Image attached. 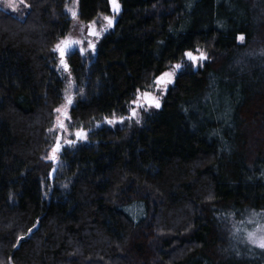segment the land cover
Masks as SVG:
<instances>
[{
    "label": "trees",
    "instance_id": "1",
    "mask_svg": "<svg viewBox=\"0 0 264 264\" xmlns=\"http://www.w3.org/2000/svg\"><path fill=\"white\" fill-rule=\"evenodd\" d=\"M25 2L0 6V264H264L247 238L264 235V0H118L115 16L79 0L99 35L68 71L53 49L69 0ZM176 64L161 107L129 123ZM71 79L88 139L50 161Z\"/></svg>",
    "mask_w": 264,
    "mask_h": 264
},
{
    "label": "snow or ice",
    "instance_id": "2",
    "mask_svg": "<svg viewBox=\"0 0 264 264\" xmlns=\"http://www.w3.org/2000/svg\"><path fill=\"white\" fill-rule=\"evenodd\" d=\"M18 4H23L24 7H29V5H27L25 0H15L14 3H9L8 7L12 8L13 11H15ZM111 4H112L113 11L118 12L119 7H120L118 0H111ZM68 11L71 13V16L73 19L77 18L76 11H74L71 8L68 9ZM104 21L106 22V26H108V27H110L113 23L112 18H110L108 16L104 17ZM88 28H89V33H88L89 36H98L99 35V31H97L96 27H95V21L91 22L88 25ZM238 39L243 41L244 37L241 35L238 37ZM79 44H81V41L62 39L59 43H57V45L53 49L54 52L58 53L60 64H61V66H63V68L65 70H67L69 67L67 62H66V59H65L66 55H68L70 53V50L73 48L74 45H79ZM88 46L94 48V44H92L91 41H88ZM79 50L81 53H83V51H84L83 47H81ZM194 51L196 54H194L193 51H187L184 53V56L186 57L187 61H189L192 65H197L198 63H202V61L207 59L206 53H204L200 49H195ZM180 67H181L180 64H176L172 67V69L170 71L161 73V75H159L152 82L153 83V89H154L153 91L150 92L147 89H145L143 92H140V90H137L136 97L132 101V105H134V107H132L130 109L132 117L138 116L137 108H143L146 111L149 107H153V106L156 108L160 107L159 98L156 96L155 93L160 92V91H166L167 85L171 84L173 82L175 71L177 69H179ZM65 98L67 100L68 105H71V103H72L71 95H67ZM55 112L58 114L57 119L55 121V127L53 129H49V131L50 132L55 131V128L58 127L61 130V133L67 132V128L60 118L62 115L64 120L70 119V117L68 116V113H67L66 106H61V107L56 108ZM123 120H124V117H120L119 120L117 121V119L115 118V115L113 114V119L108 120V122L109 123L123 122ZM136 122L139 123V119H137ZM75 136L78 138H83L86 136V133H84L82 129L77 130L75 132ZM61 139H62V135H57L56 143L53 145L52 154L50 156V158L53 161L56 160V158H57L56 153H58L61 149V144H60ZM70 142L71 141H69V143ZM249 222L251 223V221H249ZM262 230H264V228H258V231H262ZM247 238L252 243L257 244L260 248L264 249V235H260L259 237H257L254 232H247Z\"/></svg>",
    "mask_w": 264,
    "mask_h": 264
},
{
    "label": "rangeland",
    "instance_id": "3",
    "mask_svg": "<svg viewBox=\"0 0 264 264\" xmlns=\"http://www.w3.org/2000/svg\"><path fill=\"white\" fill-rule=\"evenodd\" d=\"M14 2H15V0H0V6L1 7H4L5 9H7V10H9L11 12H15V13L20 12V11L26 9V7H24L23 4H18L17 7H16V10L13 11L12 8H9L8 7V4L9 3H14ZM78 4H79V0H69L68 5L66 7L68 16L73 21L72 31H71L70 35L68 36V38H66V39L73 40V41H81V44L74 45L73 48L70 50V53L68 55H66L65 59H66L67 64H68L67 58H68V56L72 52H74L76 50H79L81 47H83V49H84L83 53H85L87 51V49L92 48V47H89L88 46V41H91L92 44L95 45V40H94L95 39V36H89V34H88L89 33L88 25H85L84 22L82 21L83 20L82 19L83 17H82V14L79 11ZM70 8L73 9L74 11H76L77 18H75V19L72 18L71 13L68 11V9H70ZM108 17L112 18L113 23L115 22L114 17H112V16H108ZM111 27H112V25H111ZM96 30H97V28H96ZM201 51H203L205 53L204 50H201ZM194 54H196V53H194ZM207 60H208V55H207V59L206 60L202 61V63H198L197 65H195V67L198 68L200 65H204V63ZM68 70H69V68L67 69V71ZM177 71H178V69L175 71V75H174V78H173V82L171 84H168L167 85L166 91H160V92H156L155 93L156 96L159 98L160 107L162 105V101H163L164 94L167 92L169 86L173 85V83L175 81L176 72ZM153 90L154 89L152 87L151 90H150V92L153 91ZM75 92H76L75 83L71 79L69 81L68 87L66 89L65 97L67 95H71V97H72V103H71V105H68L67 100L64 97V101H63V105H62V106H66L67 113H68V116L69 117H70V115H69V113H70V107L75 102ZM159 108H156V107L153 106V107H149L146 111L143 108H137L138 116H136V117L130 116V120L129 121L127 120V121L129 123H131V124L141 125L142 122H143L144 115L151 113L153 109H159ZM60 118L63 121V123L65 124V126L67 128V132L61 133V130L58 127H56L55 128V131H52V133H51V137H50V140H51V152H50V156L52 154L53 145L56 143L57 135H62V139L60 140L61 149H60V151L58 153H56V157H57L56 160H55L56 162L59 161V159L61 157V154L64 152V150L66 149V147H68V146L71 147L73 144H75V142H85L88 139V132H87V130L85 128H83V127H77L75 125H72L71 122H70V119L64 120L62 115H61ZM112 119L113 118H111L109 120H112ZM116 119H117V121L119 120L118 117ZM137 119H139V123L136 122ZM127 121H126V119H124L123 122H114V123H110V124L111 125H115V124L125 125L124 122H127ZM54 127H55V125H54ZM81 129L83 130L84 133H86V136L83 137V138H78V137L75 136V132L77 130H81ZM69 141H71V142L69 143ZM50 156H49L50 161H53L50 158Z\"/></svg>",
    "mask_w": 264,
    "mask_h": 264
},
{
    "label": "water",
    "instance_id": "4",
    "mask_svg": "<svg viewBox=\"0 0 264 264\" xmlns=\"http://www.w3.org/2000/svg\"><path fill=\"white\" fill-rule=\"evenodd\" d=\"M110 6H111V14H112L113 16H115V15H117L118 13H120V12H121V10H120V9H119V11H118V12H115V11H113L112 4H110ZM112 27H114V23H112Z\"/></svg>",
    "mask_w": 264,
    "mask_h": 264
},
{
    "label": "flooded vegetation",
    "instance_id": "5",
    "mask_svg": "<svg viewBox=\"0 0 264 264\" xmlns=\"http://www.w3.org/2000/svg\"><path fill=\"white\" fill-rule=\"evenodd\" d=\"M73 105V104H72Z\"/></svg>",
    "mask_w": 264,
    "mask_h": 264
}]
</instances>
